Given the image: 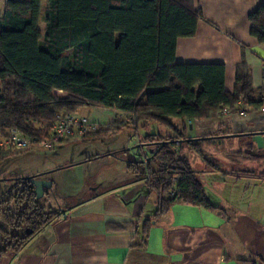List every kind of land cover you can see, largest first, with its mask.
Masks as SVG:
<instances>
[{"label":"trees","instance_id":"obj_1","mask_svg":"<svg viewBox=\"0 0 264 264\" xmlns=\"http://www.w3.org/2000/svg\"><path fill=\"white\" fill-rule=\"evenodd\" d=\"M39 13L40 0H4L0 132L15 128L35 139L31 146H37L58 114L76 113L82 107L115 109L124 119L61 142H91L124 127H131L136 137L139 129L152 124L166 129L167 134L138 136L148 156L145 165L140 160L127 162V169L141 165L142 179L155 198L154 214L136 226L135 247H142L152 223L174 201L214 210L188 160L179 155V146L186 143L218 169L201 154L199 145L209 139H187L185 128L174 127L168 119L212 120L224 108L238 111L239 100L242 106L260 109L264 94L253 100L244 63L237 65L234 91L228 93L222 64L175 62L176 41L194 36L200 11L190 0H46L43 33L38 29ZM248 20L250 35L264 43V4ZM29 148L0 151V162ZM255 152V158L264 155L251 144L243 155ZM171 190L173 196L168 195ZM53 217L39 205L34 187L19 178L15 193L0 200V260L17 254Z\"/></svg>","mask_w":264,"mask_h":264},{"label":"crops","instance_id":"obj_2","mask_svg":"<svg viewBox=\"0 0 264 264\" xmlns=\"http://www.w3.org/2000/svg\"><path fill=\"white\" fill-rule=\"evenodd\" d=\"M190 1L202 18L194 36L177 39L175 62L222 64L228 93L234 91L237 65L244 63L253 100H258L264 94V43L250 35L248 16L264 0ZM3 10L4 0H0V17ZM45 10L46 0H40L38 28L44 24ZM54 93L62 96L60 91ZM96 109L116 113L114 109ZM91 111L79 109L77 113L103 125L90 117ZM168 120L174 127L190 131V140L207 138L228 146L229 152L216 154V159L228 162L223 168H205L201 158L192 165V159H187L214 210L174 201L168 212L152 223L142 247H135L136 226L154 214V195L143 179L128 172V161L122 171L111 167L108 173L94 171L96 164L116 158L114 153L119 151L86 158L70 165L80 167L82 187L64 195L65 204L57 215L17 254L1 259L0 264H264V178L256 177L244 164L230 161L240 146V154L249 144L252 150L264 152V112L243 105L212 120ZM140 132L167 134L155 124ZM134 148H140L139 144ZM141 150V155L146 154ZM92 179L106 186L89 184Z\"/></svg>","mask_w":264,"mask_h":264},{"label":"rangeland","instance_id":"obj_3","mask_svg":"<svg viewBox=\"0 0 264 264\" xmlns=\"http://www.w3.org/2000/svg\"><path fill=\"white\" fill-rule=\"evenodd\" d=\"M44 28L45 23L43 24L42 22L38 29L43 33ZM80 109H87V107ZM91 110L90 117L104 123L103 125L100 124L103 129L114 124V122H120L124 119L123 114L115 109L116 113L96 108H91ZM108 118H112V120L110 119L111 122L105 124ZM139 133L141 134L140 129L138 131ZM184 133L187 139L191 137L190 131L185 130ZM0 134L4 133L0 132ZM66 142H59L49 150L40 148L38 144L37 146H29L30 151H24L25 153H20L11 159L0 162V200L7 198L9 194L15 193L19 178L22 179L30 177L31 175L37 176L42 174L51 183V188L44 190L43 195L39 198V205L43 207L44 211L55 217L60 207H62V204H65V200L62 197L69 193L77 192L82 187L80 167L70 165L86 158L98 159L100 155L119 151L116 155L114 153L116 158H104V160H101L96 164L97 168L94 171L96 173L98 171L108 173L109 167L116 171H122L124 170L122 167L125 161H137V158L141 156V152L143 151L141 148H134L139 142L131 127H124L116 134L108 135L91 142H83L80 140ZM199 147L201 154L205 155L208 161L211 160L213 162L212 164L217 165L218 168L227 166V161L216 159L217 153L229 152L227 145L208 141L201 143ZM238 149L241 152L242 147L240 146ZM179 155L186 159H192V165L195 163V160L202 159L200 153H197L194 148H190L186 143H181L179 146ZM232 155L233 158L230 159L232 163L244 164L242 166L252 169L256 177L264 178V155H261V158H255L259 156L256 152L254 156L243 155L242 153L238 155V152L232 153ZM204 166L205 168H211L209 163L204 162ZM194 169L196 170V167ZM128 172L135 179L143 178L141 165L137 166L135 170H133V167L132 169H128ZM143 180L144 182L146 181L145 179ZM89 184H101L102 187L106 186L100 180L95 179H92V182Z\"/></svg>","mask_w":264,"mask_h":264},{"label":"built area","instance_id":"obj_4","mask_svg":"<svg viewBox=\"0 0 264 264\" xmlns=\"http://www.w3.org/2000/svg\"><path fill=\"white\" fill-rule=\"evenodd\" d=\"M237 105L242 106L240 100L237 102ZM260 111L264 112V107L260 108ZM229 113L230 111L224 108L218 115L225 117ZM99 127L100 124L91 121L86 116L79 115L77 112L61 113L55 117L47 136L37 143L40 148L49 150L55 144L69 136L95 132ZM34 143L35 139L24 136L15 128H10L4 134H0V151L8 149H27ZM139 160L145 165L148 160L147 154H142ZM172 182H175V179H172ZM173 194L174 191L172 190L168 192L169 196H173Z\"/></svg>","mask_w":264,"mask_h":264},{"label":"water","instance_id":"obj_5","mask_svg":"<svg viewBox=\"0 0 264 264\" xmlns=\"http://www.w3.org/2000/svg\"><path fill=\"white\" fill-rule=\"evenodd\" d=\"M41 177L42 174L23 178L34 187V193L36 194V197L38 199L43 195L44 190H48L51 188V183L47 179H41ZM27 233L29 232L27 231Z\"/></svg>","mask_w":264,"mask_h":264},{"label":"flooded vegetation","instance_id":"obj_6","mask_svg":"<svg viewBox=\"0 0 264 264\" xmlns=\"http://www.w3.org/2000/svg\"><path fill=\"white\" fill-rule=\"evenodd\" d=\"M89 188H94V186H90Z\"/></svg>","mask_w":264,"mask_h":264}]
</instances>
